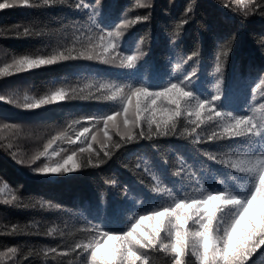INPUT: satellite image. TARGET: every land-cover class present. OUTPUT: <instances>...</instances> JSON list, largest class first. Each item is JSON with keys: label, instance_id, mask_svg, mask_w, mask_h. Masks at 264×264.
Segmentation results:
<instances>
[{"label": "trees", "instance_id": "1", "mask_svg": "<svg viewBox=\"0 0 264 264\" xmlns=\"http://www.w3.org/2000/svg\"><path fill=\"white\" fill-rule=\"evenodd\" d=\"M78 2L87 3L89 8L77 10L74 6ZM147 2L67 0L49 6L42 0H34V7L0 10V67L21 55H52L66 47H80L98 34L88 20L89 12L97 9V21L105 31H115L113 26L123 18L136 21L118 39L123 55L144 53L135 69L78 59L0 77V94L15 92L39 97L61 86L82 88L90 82L124 80L159 88L165 86L168 79L182 76L195 67L199 77L198 92L215 95L216 83L221 84V110L233 115L251 114L255 110L257 118L264 115L261 109L264 85L258 83L264 72V17L256 12L244 16L249 5H236L235 0H228V7L224 6V0H151L149 7L140 6ZM190 4L193 11L187 12ZM146 14H150L148 21L136 20L137 16ZM184 19H188L186 25ZM25 29L29 34H16ZM232 37H235L234 42ZM222 45L223 50L230 48V52L222 78L217 81L220 74L214 71L215 56ZM193 51L199 56L176 70L175 63L182 62ZM173 72L175 76H171ZM118 107L114 102L76 99L25 110L0 102V125L19 126L18 129L0 128V137L4 138L0 145L11 142V151L16 153L14 159L10 150L0 146V251L17 249L15 254L8 252L9 264H83V256L73 252L72 247L91 238L90 231L86 230L90 224L103 223L109 230H124L134 214L170 203L150 192L148 186L153 181L144 171L145 167L178 193L182 188L187 189V183H179L174 173L190 170L204 176L205 187L222 188L214 178L217 182L224 179L239 196L250 194L248 179L232 180L229 170L204 155L211 152L222 156L244 147H235L231 140L199 144L185 137L141 140L116 150L110 160L97 168H81L63 175L34 174L26 164L17 163L22 155L30 159L42 151L47 140L59 131H66L68 135L79 131V126L68 128L72 121H84L93 114L110 113ZM201 128L206 125L202 124ZM111 135L114 141L120 138L115 133ZM93 148L99 145L94 144ZM137 163L140 168L136 167ZM113 179L117 182L115 186L106 184ZM241 183L246 187L241 189ZM13 196L18 199L12 201ZM6 200L12 202L5 203ZM37 201L59 207L30 206ZM117 205L126 210L125 215L114 214ZM50 228L57 232L46 235ZM53 248L57 249L55 253L49 251ZM150 255L154 258L152 264H171L168 255ZM187 259L198 264L191 250ZM257 264H264V259H258Z\"/></svg>", "mask_w": 264, "mask_h": 264}, {"label": "snow or ice", "instance_id": "2", "mask_svg": "<svg viewBox=\"0 0 264 264\" xmlns=\"http://www.w3.org/2000/svg\"><path fill=\"white\" fill-rule=\"evenodd\" d=\"M66 2L67 0H42L44 5L49 6ZM246 3L249 6L244 11V16L256 12L264 17V0H235L236 5ZM150 4L151 0H148L140 6L149 7ZM18 6L36 5L34 0H0V10ZM224 6H229L228 0H224ZM74 7L83 10L88 9L89 5L78 2ZM192 11L190 4L187 12ZM98 15V9L89 12L88 20L98 34L80 47L73 45L52 55L14 57L11 63L0 67V77L78 59L99 61L121 69H135L144 53L123 55L118 38L136 21L123 18L113 26L115 31H105L97 21ZM149 19L150 14L136 18L139 21ZM187 23L188 19H184L183 24ZM16 34L27 35L29 32L25 29L23 33ZM230 39L234 42L235 37ZM221 47L222 50L215 56L214 71L220 74L217 81L222 78L225 59L230 52V48L223 50L224 46ZM198 56L199 53L193 51L182 62H176L175 69H181L182 64L186 65ZM171 76H175V73H171ZM198 80L197 70L193 67L182 76L168 79L165 86L159 88H149L142 83L124 80L119 83L90 82L82 88L61 86L49 89L39 97L27 94L21 96L15 92L0 94V102L25 110H37L43 106L76 99L114 102L119 105L110 113L93 114L84 121H72L68 128L79 126L74 137L69 136L66 131H59L47 140L42 151L29 160H17V163L29 166L34 174L63 175L81 168H97L110 160L116 150L141 140L151 141L162 137L191 138V142L195 144L231 140L235 147L244 146L239 151L222 156L211 152H205L204 155L229 170L232 180L241 177L248 179L251 184L249 195L239 196L224 179L217 182L214 178L216 184L223 185L222 188L205 187L204 176L190 170L186 173L183 170L174 173L179 183H187V189L182 188L178 193L145 167L144 171L153 181L148 186L150 192L171 202L152 207L143 214H134L124 230H109L103 223L90 224L86 230L90 231L91 238L72 247L73 252L83 256V264H152L154 258L150 253L168 255L171 264H192L187 259L190 250L198 264H257L258 259H264V115L257 118L255 110L251 114L238 115L221 110V84L216 83L215 95L206 96L198 92ZM258 83L264 85V72L260 74ZM261 109L264 110V104ZM202 124L206 128L202 129ZM18 127L16 124L0 125V128L5 129ZM197 129H201L200 132ZM113 131L120 137L119 140H113L110 134ZM3 139L0 137V141ZM57 141L70 145L79 142L80 146L72 148L71 154L61 155L68 150L53 148ZM94 144L99 145V148L94 149ZM0 146L10 151L13 149L11 142ZM11 155L16 159L15 151H11ZM42 157L59 159L54 163H37ZM33 165L35 166L32 167ZM136 167L140 168L141 165L137 163ZM116 183L114 179L106 181V184L112 186ZM239 187L243 189L246 185L241 183ZM17 199L16 196L12 197V201ZM12 201L6 200L5 203ZM30 206L59 207L45 201H37ZM125 212L122 206L114 208L117 216L125 215ZM55 232L57 229L50 228L46 235ZM49 251L55 253L57 249ZM8 252L15 254L17 249L10 248ZM4 255L0 253V258Z\"/></svg>", "mask_w": 264, "mask_h": 264}, {"label": "rangeland", "instance_id": "3", "mask_svg": "<svg viewBox=\"0 0 264 264\" xmlns=\"http://www.w3.org/2000/svg\"><path fill=\"white\" fill-rule=\"evenodd\" d=\"M93 131H95V129H93ZM111 133H115V132L113 131V132H110V134ZM74 134L69 135V136L74 137ZM79 146H80L79 142H77L76 145H70L67 142L57 141L56 144L53 145V148H56L57 150H59L61 148L66 149L68 151L62 152L61 155H68V154H71L72 148H78ZM49 153H51V149L49 150ZM78 158H79V156H78ZM19 159H23L25 161L29 160V158L26 155L20 156ZM58 159H59V157H50V158L49 157H42L40 163H54ZM52 175H55V174H52ZM0 253L5 254L2 258H0V264H9L10 254L7 251H0Z\"/></svg>", "mask_w": 264, "mask_h": 264}]
</instances>
